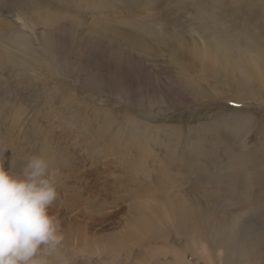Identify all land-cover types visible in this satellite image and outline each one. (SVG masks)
Returning a JSON list of instances; mask_svg holds the SVG:
<instances>
[{
  "label": "rangeland",
  "instance_id": "obj_1",
  "mask_svg": "<svg viewBox=\"0 0 264 264\" xmlns=\"http://www.w3.org/2000/svg\"><path fill=\"white\" fill-rule=\"evenodd\" d=\"M0 4V147L5 170L43 155L58 172L50 264H240L209 234L226 215L256 242L252 264L264 191L260 208L219 206L202 180L236 153L264 157V81L248 69L264 57V0ZM169 195L206 220L169 217Z\"/></svg>",
  "mask_w": 264,
  "mask_h": 264
},
{
  "label": "clouds",
  "instance_id": "obj_2",
  "mask_svg": "<svg viewBox=\"0 0 264 264\" xmlns=\"http://www.w3.org/2000/svg\"><path fill=\"white\" fill-rule=\"evenodd\" d=\"M8 150L0 147V264H50L63 239L50 214L58 172L43 155L30 157L20 173L5 170Z\"/></svg>",
  "mask_w": 264,
  "mask_h": 264
},
{
  "label": "bare ground",
  "instance_id": "obj_3",
  "mask_svg": "<svg viewBox=\"0 0 264 264\" xmlns=\"http://www.w3.org/2000/svg\"><path fill=\"white\" fill-rule=\"evenodd\" d=\"M208 49L209 53H204L203 58L207 62L220 61L218 59V53L213 48L209 47ZM248 69L253 77L260 78L258 79L260 80V82L264 81V57L249 61ZM244 155L246 154L239 155L236 153L231 156L230 161L228 160L229 163H226L227 170L224 171L220 175V177H216V175H214L213 177L206 175L203 178L202 181L210 185L211 188L214 189L212 192V201L215 202L217 205L221 206L222 201L228 202L230 205H234V207L239 206L240 203H249V199H251L253 195H256V202H253L255 203L254 205L256 209L260 208V205L257 201V195L261 193V191H264V169H260V164L262 163L264 165V157H262V153H256L253 151L252 154L250 151L249 156ZM169 161L171 160L169 159ZM179 166L180 167L178 168V170L180 171L181 169V171L185 172L189 164L185 161H181ZM194 168L198 169L197 171L195 170L196 172L207 173L210 167L208 166L206 168H203L200 165L196 164ZM173 176L176 177V175ZM180 178L184 180L186 179L183 176ZM159 184L160 187H165L169 184L166 180V177L163 178V174L162 178L159 179ZM180 185L181 183L174 184V186H178L177 188H179ZM208 196H211V193L208 194ZM222 198L225 200H222ZM186 203L187 202L182 198H173L170 197V195L167 196L165 204L169 206L170 213L168 214V216L170 215L172 218L181 221H188L189 211H191V213L193 214L191 224H193L194 226L195 222L197 224L203 223L206 220V214H202L200 216L194 205H191V209H189ZM157 215L158 214H156V216ZM232 217L234 216L226 215L219 225L215 226L210 230L209 234L210 237L213 238L215 245H220L218 247H223L224 251L228 256H234L235 259H237V262L241 264L245 260L244 255L250 256L249 250H251V248L256 247V242L250 241L253 238L250 235L245 240H243V238H245L242 234L244 222L239 217H236L234 221ZM262 227L264 229V225H262ZM258 235H261L264 241V233ZM252 255H255L252 264H264V246L258 247L257 250L253 251Z\"/></svg>",
  "mask_w": 264,
  "mask_h": 264
}]
</instances>
